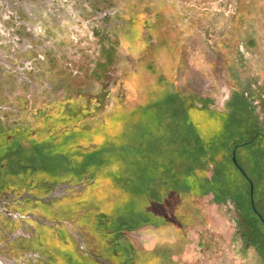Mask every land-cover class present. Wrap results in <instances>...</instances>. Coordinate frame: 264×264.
I'll list each match as a JSON object with an SVG mask.
<instances>
[{"label":"rangeland","instance_id":"rangeland-1","mask_svg":"<svg viewBox=\"0 0 264 264\" xmlns=\"http://www.w3.org/2000/svg\"><path fill=\"white\" fill-rule=\"evenodd\" d=\"M0 264H264V0H0Z\"/></svg>","mask_w":264,"mask_h":264},{"label":"trees","instance_id":"trees-1","mask_svg":"<svg viewBox=\"0 0 264 264\" xmlns=\"http://www.w3.org/2000/svg\"><path fill=\"white\" fill-rule=\"evenodd\" d=\"M192 134H194V133H192ZM193 142H196L197 145L200 146V148H196L197 145L196 144L194 145L193 152H192V156H193V159L198 160V161L196 163L192 164V165L190 163V165L193 166V168H197V167H201V165H204L205 164L206 161L203 158L207 157V152H205V150L203 149L201 143L197 142L196 140L193 141ZM200 151H202V152H200ZM168 180L169 179H167L164 182V183L167 184V187H170V185H172L173 183H176L174 177H171L170 180L169 181ZM198 184H201V183H199V181H198ZM253 191H254V187H253ZM161 192L163 194L164 191L162 190ZM190 193L192 194L193 192L190 190Z\"/></svg>","mask_w":264,"mask_h":264},{"label":"water","instance_id":"water-1","mask_svg":"<svg viewBox=\"0 0 264 264\" xmlns=\"http://www.w3.org/2000/svg\"><path fill=\"white\" fill-rule=\"evenodd\" d=\"M231 159L233 161V163L235 164V166L237 167V169L244 175L246 176L245 172L243 171V169L241 168V166L236 162V159H235V153H234V150L232 151V156H231ZM252 182L250 181L249 183V192H250V201H251V204H252V208L255 210V207H254V203H253V198H252ZM256 211V210H255Z\"/></svg>","mask_w":264,"mask_h":264},{"label":"crops","instance_id":"crops-1","mask_svg":"<svg viewBox=\"0 0 264 264\" xmlns=\"http://www.w3.org/2000/svg\"><path fill=\"white\" fill-rule=\"evenodd\" d=\"M168 224H170V225H171V223H168ZM172 225H175V224H173V223H172ZM145 240H149V238H146ZM151 244H152V242H151Z\"/></svg>","mask_w":264,"mask_h":264},{"label":"bare ground","instance_id":"bare-ground-1","mask_svg":"<svg viewBox=\"0 0 264 264\" xmlns=\"http://www.w3.org/2000/svg\"><path fill=\"white\" fill-rule=\"evenodd\" d=\"M231 155H232V153H231ZM232 160V159H231ZM233 162V161H232ZM234 164V163H233ZM234 166H235V164H234ZM236 167V166H235ZM255 211V210H254Z\"/></svg>","mask_w":264,"mask_h":264}]
</instances>
